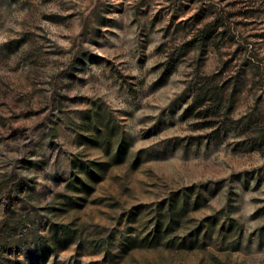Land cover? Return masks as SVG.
<instances>
[{"label":"rangeland","instance_id":"374dc122","mask_svg":"<svg viewBox=\"0 0 264 264\" xmlns=\"http://www.w3.org/2000/svg\"><path fill=\"white\" fill-rule=\"evenodd\" d=\"M206 23L212 45L200 36ZM205 85L230 104L227 116L185 112ZM108 115L124 130L121 162L117 143L104 141ZM244 115L256 120L250 128ZM260 129L264 0H0V253L12 264H264ZM76 156L98 165L82 207L59 196L72 194L65 184ZM192 186L207 202L191 204L180 238L225 209L219 222L229 214L244 229L238 250L215 232L203 247L134 248L114 261L83 242L47 253L33 239V229L52 239L57 223L70 222L84 238H119ZM6 232L26 237L27 253L7 250Z\"/></svg>","mask_w":264,"mask_h":264},{"label":"trees","instance_id":"16d2710c","mask_svg":"<svg viewBox=\"0 0 264 264\" xmlns=\"http://www.w3.org/2000/svg\"><path fill=\"white\" fill-rule=\"evenodd\" d=\"M218 27H220V25L216 22L214 29ZM210 28V23L204 24L202 30L200 29L202 31L200 36H202L204 42L211 43L212 45L214 43L210 42ZM207 86L208 85H205L196 91L191 105L186 108L185 112H188L194 105L202 111H207L209 108H212V114H225V116H227L228 111L231 108L230 104H222V98L219 96L218 92L211 88H207ZM220 111L221 113H219ZM86 116V118L93 119L95 114L93 113L92 115L89 113ZM239 121L242 122L241 125L246 128H250L251 125L256 122L251 115H244ZM106 125L110 127V135L105 134L104 141L107 144L111 143V141L117 143V158L115 161L121 162L127 152V145L123 135L124 130L115 119L111 118L110 115H108V122ZM259 132L258 138L263 139L264 130L260 129ZM95 142L96 141L93 137H83L81 144H96ZM95 166H98L95 161L86 160L81 156H76L71 159V172L65 185L72 194H60L59 196L62 198V204L73 207H82L84 205L87 199L86 197H83L82 194L89 195L93 191V187L87 183L86 178H99L96 177L97 173L93 168ZM261 170L264 171V167H262ZM249 183L250 179L246 180V184ZM256 184H260L258 179L256 180ZM15 190L20 193L18 187H15ZM229 192L234 193L233 190ZM193 195L195 196L192 199ZM20 199L27 204L30 202L26 196H21ZM206 202L207 199L204 197L201 188L199 186H192L184 192L173 193L169 198L160 202L155 213L150 211L146 214L147 218L144 223L139 224L141 227L138 226V228L132 229L131 231L121 232L119 233V238H117L115 232L109 234L104 241H98L95 238L89 237L84 238V236H86L84 235V228H81L75 222H70L57 223L56 228L58 229L59 234L52 239L41 237L37 229H33V239L47 248V253L50 250L52 252L55 251L60 243H62L63 246H68L70 244L83 242L84 244L92 245L99 251L107 253L114 261L116 257H122L125 253L134 248L162 246L170 249H193L196 247H203L208 245L202 240L203 237H211L215 232H217V237L221 238L220 240L224 241L223 243H225L226 246H232L234 250H238L240 248L239 241L244 236V229L238 219L229 214H227L222 223L219 222L225 209H221L217 213L206 217L201 222L187 227L188 233L186 238L183 240L180 238L178 232L186 226V223L189 220L188 214L191 204L194 209H197ZM228 206L229 209H231L234 205L233 203H229ZM47 209L48 211H53L58 210L59 207L47 206ZM138 212L139 211H132V216H135ZM132 216L130 215L131 218ZM25 224V221H20L17 224V229H23ZM1 230L3 229L0 228V240L2 236ZM5 234H7V238H3L5 241H2L7 250L15 248L22 251L24 254L27 253V248L29 246L26 237L10 235L8 232ZM230 238L231 240L228 241ZM0 264H12V259L0 253Z\"/></svg>","mask_w":264,"mask_h":264}]
</instances>
